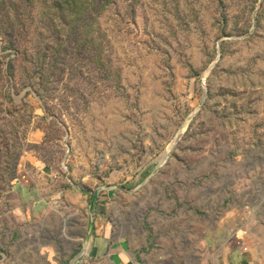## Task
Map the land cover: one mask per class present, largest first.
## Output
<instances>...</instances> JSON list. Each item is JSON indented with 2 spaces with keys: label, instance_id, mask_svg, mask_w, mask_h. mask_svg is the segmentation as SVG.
Masks as SVG:
<instances>
[{
  "label": "rangeland",
  "instance_id": "1",
  "mask_svg": "<svg viewBox=\"0 0 264 264\" xmlns=\"http://www.w3.org/2000/svg\"><path fill=\"white\" fill-rule=\"evenodd\" d=\"M95 214L143 264L225 223L264 255V0H0V262L81 260Z\"/></svg>",
  "mask_w": 264,
  "mask_h": 264
},
{
  "label": "crops",
  "instance_id": "2",
  "mask_svg": "<svg viewBox=\"0 0 264 264\" xmlns=\"http://www.w3.org/2000/svg\"><path fill=\"white\" fill-rule=\"evenodd\" d=\"M22 184L26 186L25 181H22ZM93 202L92 200L91 204ZM231 228L232 225L226 223L219 228L221 233L218 234L220 240L217 242L220 244L218 243L213 264H264V255L257 246L249 244L245 236L247 235L245 228L239 227L234 230ZM89 240V247L85 252L86 257L81 260L71 259L64 264H143L142 261L128 259L126 249L121 243L110 240V227L104 222L102 215L95 214ZM0 264L4 263L0 262Z\"/></svg>",
  "mask_w": 264,
  "mask_h": 264
}]
</instances>
